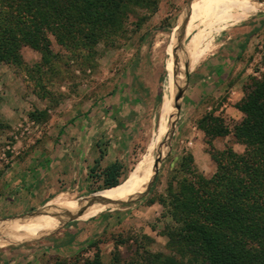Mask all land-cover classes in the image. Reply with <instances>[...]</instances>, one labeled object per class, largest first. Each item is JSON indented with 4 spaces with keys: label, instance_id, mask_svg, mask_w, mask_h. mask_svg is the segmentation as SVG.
Instances as JSON below:
<instances>
[{
    "label": "rangeland",
    "instance_id": "1",
    "mask_svg": "<svg viewBox=\"0 0 264 264\" xmlns=\"http://www.w3.org/2000/svg\"><path fill=\"white\" fill-rule=\"evenodd\" d=\"M151 1L154 2L152 9L138 10L129 16L125 25L127 33L118 47L111 49L100 45L88 68L58 47L54 40L51 45L53 53L57 54L54 71L37 73L41 55L28 47L20 51L21 65L0 64V179L17 165L24 168L25 163L33 170L39 167L38 171L40 168L46 171L45 180L54 190L42 207L24 216L10 218L14 208L5 201V192L0 187V242L14 236L24 223L30 224L25 232H32V240L18 245L6 243L0 247V252L54 240V236L71 224L75 227L93 226L84 248L69 255V259L50 258L44 264H83L93 256V249L88 247L93 241L98 243L103 264L111 263L114 241L120 239L129 240L118 249L121 258L127 262L135 253L134 240L151 253L168 255L175 252L168 247L164 236L165 227L170 223L167 213L157 202L150 206L146 203L150 198L165 196L169 183L179 175L178 170L187 155L192 156L196 168L205 178H210L216 170L206 153L208 146L204 134L196 125L204 114L191 120L190 124L186 122V126L179 117L180 111L174 108L175 98L180 90L183 95L188 73L220 46L234 45L240 52L230 82L241 81V90L251 77L258 78L264 73V7L241 21L240 17L255 1ZM222 12L231 16L234 24L206 28L204 44L209 45L210 50L195 65H187L185 45L189 36L186 34L202 30L199 22L209 14ZM141 18L142 24L136 28ZM171 62L173 65L177 63L183 73L173 94L168 88ZM39 83L49 91L48 96H42ZM221 96L226 97V94ZM165 97L169 99L168 143L166 152L159 159L158 171L147 197L139 199L150 181L142 190L115 200L108 208L90 212L85 218L77 216L75 209L71 208L51 213L46 211L47 206L61 196L79 200L108 190L96 192L100 182H96L95 177L90 178V170L99 157L98 150L104 154L99 168L114 162L122 165L125 180L119 187L139 177L136 176L139 170L141 174L152 170L156 154L150 156L148 146L154 141ZM222 97L209 103L211 111L224 117L229 124L230 120L240 121L216 113ZM178 104L181 108L182 98ZM35 111L39 112L38 120L30 117ZM211 143L218 151L225 146H230L238 154L244 150L231 135L216 138ZM87 211V207L81 210L84 214ZM34 221L39 223L31 225ZM48 225L59 226L56 231L46 234L43 230ZM144 236L150 237L154 243L148 244Z\"/></svg>",
    "mask_w": 264,
    "mask_h": 264
},
{
    "label": "trees",
    "instance_id": "2",
    "mask_svg": "<svg viewBox=\"0 0 264 264\" xmlns=\"http://www.w3.org/2000/svg\"><path fill=\"white\" fill-rule=\"evenodd\" d=\"M153 7L151 0H0V64L21 65L20 51L28 47L41 55L37 73L54 71V40L88 68L100 45L118 47L130 15ZM39 87L42 96L50 94L42 83ZM242 92V99L233 105L240 121L229 124L213 111L197 121L206 153L216 166L214 174L205 178L187 155L165 196L146 203L157 202L167 213L170 223L164 236L175 252L151 253L134 240L135 253L127 262L118 249L129 240L120 239L114 241L110 264H264V73L251 77ZM38 115L35 111L30 117L38 120ZM230 135L244 147L241 154L230 146L221 151L212 147L214 139ZM98 151L90 170V178L100 182L96 192L118 188L125 180L122 165L114 162L99 168L104 154ZM144 240L154 243L148 236ZM88 247L93 256L83 264H103L98 243L89 242Z\"/></svg>",
    "mask_w": 264,
    "mask_h": 264
},
{
    "label": "crops",
    "instance_id": "3",
    "mask_svg": "<svg viewBox=\"0 0 264 264\" xmlns=\"http://www.w3.org/2000/svg\"><path fill=\"white\" fill-rule=\"evenodd\" d=\"M234 47L220 46L188 73L179 116L186 126L191 120L211 111L209 103L224 94L226 97H222L216 113H223L236 121L241 119V114L229 106V103L234 105L243 97L241 81L230 82L240 55ZM45 161L43 162L46 163ZM24 165V168L17 165L0 179V187H3L5 192L4 199L14 208L10 218L24 216L42 207L54 193L48 186L49 182L45 180L46 171H41L42 168L38 171L39 167L33 170L32 166L25 163ZM92 227L90 225L75 227L71 224L54 236V240L29 248L5 249L0 252V264H44L50 258L69 259V255L84 248L92 233Z\"/></svg>",
    "mask_w": 264,
    "mask_h": 264
},
{
    "label": "bare ground",
    "instance_id": "4",
    "mask_svg": "<svg viewBox=\"0 0 264 264\" xmlns=\"http://www.w3.org/2000/svg\"><path fill=\"white\" fill-rule=\"evenodd\" d=\"M260 7H264V3L255 2L254 5L251 6V9L244 12L242 17H240L241 21L244 20L249 15L257 13L260 10L258 8ZM233 24H234V20L226 12H222L216 15L209 14L206 19L200 21L199 26L203 28L202 30L197 29L198 31L194 30L195 31L194 33H192L193 31L192 32L190 31L188 34H186L187 36H189V40L187 44L185 45V52H186L187 59H188L186 60L188 61L187 65L189 66L195 65L210 50V46L204 44L205 38L207 36V33H206L207 31L205 32L206 28L210 30V29H214L218 25H224L226 27L228 25H233ZM175 65H173L171 62V64L168 67L169 68L168 88L171 94H173L176 91L178 83L180 82V76L183 75V73L180 72L182 68L180 67L178 68L177 65L176 66ZM168 107H169V99L168 97H165L161 105L160 119L158 121V127L156 129L157 132L154 137V141H151V143L148 146V154L150 156L156 154L155 158L153 157L154 158L153 165L155 164V160L161 159L163 157V154L166 152V146L168 143L166 139H168V134L170 130L169 129L170 126L168 123V114H169ZM139 171H140L139 173H136L137 174L136 176H139V177H135L126 186L101 191V192L91 195L90 197L79 199V200H72V199L65 198L64 196H61L56 201L54 202L52 201L50 205L47 204L48 206L46 205L47 206L46 211L51 213L56 210H61L63 208H71L73 210L75 209L74 212L77 216L85 218V216L88 215V213L90 212L94 213L102 209L108 208L110 205L114 203L115 200L119 198H125V197L127 198V196L131 195L132 193L140 191L143 188H145V186L151 180V177L154 171V166H153V169L148 171L146 174H141V170ZM85 207L89 209V212L87 211V214H84L81 212V210ZM37 222L38 221H34V223H32L31 225H35L37 224ZM27 225L29 226L30 224H25V223L22 224L20 228L17 231H15L14 236L8 237L4 241L1 240L2 242H0V247L9 242L18 245V244L25 243L26 241L30 239L32 240V232H25V228ZM58 226L48 225V227L45 228L43 232H45L46 234H51L52 232L56 231ZM5 234L7 235L8 233L6 232Z\"/></svg>",
    "mask_w": 264,
    "mask_h": 264
},
{
    "label": "water",
    "instance_id": "5",
    "mask_svg": "<svg viewBox=\"0 0 264 264\" xmlns=\"http://www.w3.org/2000/svg\"><path fill=\"white\" fill-rule=\"evenodd\" d=\"M252 1L259 2V3H264V0H252ZM181 98H182V90H180L178 96L175 98V103H176V104H175L174 108H175L178 112L180 111V106H179L178 102H179V100H180ZM174 126H175V123L172 125V128H173ZM159 162H160L159 159L155 160L153 176H152V178H151L149 184L147 185L145 192L139 197V199L142 198V197H144V196L146 195V193L148 192V190H149V188H150V184H151V182L153 181V179L155 178V176H156V174H157Z\"/></svg>",
    "mask_w": 264,
    "mask_h": 264
}]
</instances>
